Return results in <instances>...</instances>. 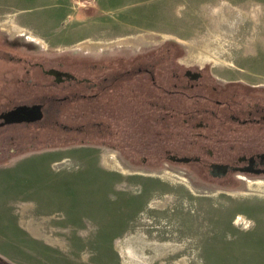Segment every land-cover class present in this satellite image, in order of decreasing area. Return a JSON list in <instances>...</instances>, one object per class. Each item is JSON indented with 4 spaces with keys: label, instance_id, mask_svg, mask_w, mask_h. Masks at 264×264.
Returning <instances> with one entry per match:
<instances>
[{
    "label": "rangeland",
    "instance_id": "obj_1",
    "mask_svg": "<svg viewBox=\"0 0 264 264\" xmlns=\"http://www.w3.org/2000/svg\"><path fill=\"white\" fill-rule=\"evenodd\" d=\"M0 35L27 40L38 58L64 60L77 73L84 63L90 82L99 76L94 54L104 48L133 59L163 54L167 74L180 62L264 84V0H0ZM103 102L74 98L61 116L79 120L82 109L91 117L99 105L108 121ZM184 132L178 137L166 127L163 146L189 152ZM3 134L5 261L264 264V178L212 181L192 164L168 161L165 152L164 163L126 166L111 145L95 148L92 138L82 143L60 126H14ZM15 144L20 149L9 152Z\"/></svg>",
    "mask_w": 264,
    "mask_h": 264
},
{
    "label": "flooded vegetation",
    "instance_id": "obj_2",
    "mask_svg": "<svg viewBox=\"0 0 264 264\" xmlns=\"http://www.w3.org/2000/svg\"><path fill=\"white\" fill-rule=\"evenodd\" d=\"M32 48L27 40L0 35V166L4 164L3 130L41 124L44 129L60 126L64 133L76 132L82 143L92 138L95 148L109 144L115 159L130 167L140 166L138 161L164 163L165 152L168 161L192 164L212 181L243 183L264 178V84L219 78L202 66L180 62L170 66L167 74L159 62L163 54L151 60L137 55L133 59L126 52H102L104 48L94 54L93 72L96 68L99 76L90 82L84 63L77 73L64 60L38 58L30 52ZM85 85L92 92L84 91ZM133 86L137 87L136 102ZM87 97L108 102V121L98 115L99 105L91 117L81 109L79 120L70 114L62 118L70 100ZM35 105H39V117L33 118L36 112L31 109L18 111V107ZM166 127L178 137L187 131L191 150L181 153L179 148L164 147ZM18 149L15 144L9 152ZM183 156L189 159H178ZM0 264L13 263L0 255Z\"/></svg>",
    "mask_w": 264,
    "mask_h": 264
},
{
    "label": "water",
    "instance_id": "obj_3",
    "mask_svg": "<svg viewBox=\"0 0 264 264\" xmlns=\"http://www.w3.org/2000/svg\"><path fill=\"white\" fill-rule=\"evenodd\" d=\"M28 109H31V110H34L35 112H36V116H33V118H35V117H39L40 115H41V111H40V109H39V105H35V106H30V107H26V106H21V107H18V111H20V112H27V111H29ZM14 111H17V108L16 109H14ZM13 119H15V118H13ZM18 119V118H17ZM19 120V119H18ZM178 159H182V160H187V159H189V157H187V156H183V157H180V158H178Z\"/></svg>",
    "mask_w": 264,
    "mask_h": 264
},
{
    "label": "trees",
    "instance_id": "obj_4",
    "mask_svg": "<svg viewBox=\"0 0 264 264\" xmlns=\"http://www.w3.org/2000/svg\"><path fill=\"white\" fill-rule=\"evenodd\" d=\"M4 258V257H3ZM5 259V258H4Z\"/></svg>",
    "mask_w": 264,
    "mask_h": 264
}]
</instances>
